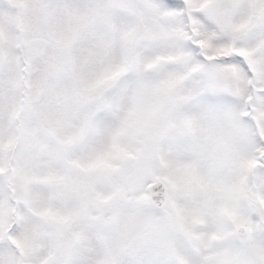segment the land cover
Returning a JSON list of instances; mask_svg holds the SVG:
<instances>
[{"label":"snow or ice","instance_id":"1","mask_svg":"<svg viewBox=\"0 0 264 264\" xmlns=\"http://www.w3.org/2000/svg\"><path fill=\"white\" fill-rule=\"evenodd\" d=\"M0 264H264V0H0Z\"/></svg>","mask_w":264,"mask_h":264}]
</instances>
